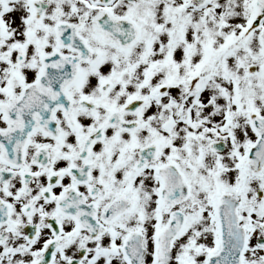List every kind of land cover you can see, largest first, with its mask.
Returning a JSON list of instances; mask_svg holds the SVG:
<instances>
[{
	"label": "snow or ice",
	"instance_id": "obj_1",
	"mask_svg": "<svg viewBox=\"0 0 264 264\" xmlns=\"http://www.w3.org/2000/svg\"><path fill=\"white\" fill-rule=\"evenodd\" d=\"M0 264H264V0H0Z\"/></svg>",
	"mask_w": 264,
	"mask_h": 264
}]
</instances>
